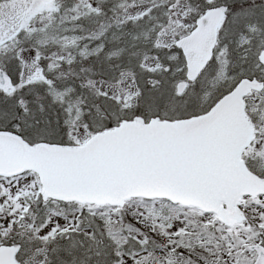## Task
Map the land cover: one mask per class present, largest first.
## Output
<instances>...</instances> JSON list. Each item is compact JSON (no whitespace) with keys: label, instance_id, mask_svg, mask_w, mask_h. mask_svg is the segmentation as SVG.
<instances>
[{"label":"snow or ice","instance_id":"obj_1","mask_svg":"<svg viewBox=\"0 0 264 264\" xmlns=\"http://www.w3.org/2000/svg\"><path fill=\"white\" fill-rule=\"evenodd\" d=\"M0 264H264V0H0Z\"/></svg>","mask_w":264,"mask_h":264}]
</instances>
